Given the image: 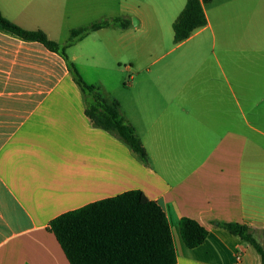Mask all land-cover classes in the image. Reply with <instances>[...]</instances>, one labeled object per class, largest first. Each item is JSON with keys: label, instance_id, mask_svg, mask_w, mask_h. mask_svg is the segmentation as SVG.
Listing matches in <instances>:
<instances>
[{"label": "crops", "instance_id": "1", "mask_svg": "<svg viewBox=\"0 0 264 264\" xmlns=\"http://www.w3.org/2000/svg\"><path fill=\"white\" fill-rule=\"evenodd\" d=\"M186 4L0 0L5 18L60 44L72 29L134 18L138 26L131 21L127 28H103L75 46L92 39L97 51L115 43L144 50V34H168L172 49L150 66L183 48L200 56L190 75L174 77L178 90L156 75L152 89L119 101L148 152L146 166L126 143L92 125L85 96L62 56L0 26V264H70L51 222L133 190L166 213L176 264H262L254 247L219 224L249 226L264 247V0L205 4L207 25L176 44L174 23ZM249 29L260 39L242 43ZM91 57L97 61L98 53ZM183 218L208 230L199 247H186Z\"/></svg>", "mask_w": 264, "mask_h": 264}, {"label": "trees", "instance_id": "2", "mask_svg": "<svg viewBox=\"0 0 264 264\" xmlns=\"http://www.w3.org/2000/svg\"><path fill=\"white\" fill-rule=\"evenodd\" d=\"M213 0H187L185 9L174 23L176 44L189 39L197 29L208 23L204 5ZM126 18H107L70 31L65 44L51 40L41 31L26 30L3 16L0 26L26 40L42 44L62 56L86 100V115L92 125L126 143L146 165L148 152L135 127L122 115L121 105L104 96L100 88L87 83L70 60L67 49L93 32L107 27L127 28ZM232 235L248 242L260 254L264 264V247L253 230L239 223L219 224ZM70 264H176L177 254L171 228L163 208L143 191L133 190L67 212L50 224ZM183 241L189 249L202 245L208 230L197 221L183 218L180 222Z\"/></svg>", "mask_w": 264, "mask_h": 264}, {"label": "rangeland", "instance_id": "3", "mask_svg": "<svg viewBox=\"0 0 264 264\" xmlns=\"http://www.w3.org/2000/svg\"><path fill=\"white\" fill-rule=\"evenodd\" d=\"M133 26H138L134 23V18L131 19ZM138 28V27H137ZM139 29V28H138ZM71 31V30H70ZM70 31L65 36V39L68 41L70 38ZM256 31L253 29L246 30L244 32V41L242 43H248L255 39L259 41L260 35L255 34ZM139 34V33H138ZM255 34V35H254ZM140 35V34H139ZM63 36H57L58 39ZM146 46L144 50H141L138 46L129 45L124 48V46L115 45H106L105 48L100 47L99 51L91 49L92 39H87L85 42L74 45L67 49L68 57L71 59L73 56H79L75 65L79 70V73L82 75L84 80L92 85L100 88L101 93L116 101L124 100L126 94L137 92L140 88L144 90L152 89L151 78L153 76H166L167 80L170 81L173 87H176L178 90V83L180 80L174 79L176 76L190 75L192 72V65L200 58L193 51L190 52L187 48H183L175 53L172 51L166 55L165 60L161 63L150 66L152 61L157 58V56L167 53L171 48L168 34L163 35H143ZM165 39V41H164ZM54 40V39H53ZM209 43L208 58H213L212 55V43L213 38L209 36L206 40ZM152 43L158 45H164L156 50H150L147 45ZM167 45V46H166ZM153 53H156L155 56ZM98 53L97 61L91 55ZM180 58V63L175 64L176 59ZM72 61V60H71ZM200 62V61H199ZM142 86L141 84H143ZM167 83L166 81L164 84Z\"/></svg>", "mask_w": 264, "mask_h": 264}, {"label": "water", "instance_id": "4", "mask_svg": "<svg viewBox=\"0 0 264 264\" xmlns=\"http://www.w3.org/2000/svg\"><path fill=\"white\" fill-rule=\"evenodd\" d=\"M134 23L137 25V24H138V21H136V20L134 19Z\"/></svg>", "mask_w": 264, "mask_h": 264}]
</instances>
